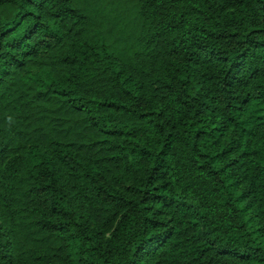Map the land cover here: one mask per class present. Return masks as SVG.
Here are the masks:
<instances>
[{
  "label": "trees",
  "instance_id": "obj_1",
  "mask_svg": "<svg viewBox=\"0 0 264 264\" xmlns=\"http://www.w3.org/2000/svg\"><path fill=\"white\" fill-rule=\"evenodd\" d=\"M0 264H264V0H0Z\"/></svg>",
  "mask_w": 264,
  "mask_h": 264
}]
</instances>
